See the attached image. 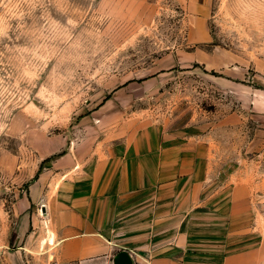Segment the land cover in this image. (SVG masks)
Returning a JSON list of instances; mask_svg holds the SVG:
<instances>
[{"label": "rangeland", "instance_id": "374dc122", "mask_svg": "<svg viewBox=\"0 0 264 264\" xmlns=\"http://www.w3.org/2000/svg\"><path fill=\"white\" fill-rule=\"evenodd\" d=\"M209 2L200 31L210 37L194 43L195 21L174 0H0L2 235L26 224L27 211L16 212L14 203L41 173L50 177L46 188L62 187L56 173L93 174L98 146L131 145L146 133L166 139L201 125L217 136L219 120L238 110L240 145L216 149L220 163L211 165L200 203L190 207L174 193L130 198V207L143 209L123 234L145 237V262L174 253L182 264H219L224 253L264 248V205L255 188L264 175V112L248 99L264 101V0ZM39 206L44 252L52 245H43L48 229Z\"/></svg>", "mask_w": 264, "mask_h": 264}, {"label": "crops", "instance_id": "0c3cea01", "mask_svg": "<svg viewBox=\"0 0 264 264\" xmlns=\"http://www.w3.org/2000/svg\"><path fill=\"white\" fill-rule=\"evenodd\" d=\"M138 1L149 3L150 0ZM174 1L190 14L188 19L195 21L196 26L189 34L190 38H194L193 42H201L198 38L201 35L204 41L209 39L208 31H200L210 19L209 0ZM248 99L250 105L253 104V110L264 112V101L258 103L256 95H249ZM240 116L238 110L225 114L217 124V136L212 129H204L201 125L200 129L195 127L190 132L169 133L166 139H154L146 133L144 140L131 145L109 150L98 146L93 174H89L88 178L81 174L79 178L75 174L68 177L66 172L56 173L54 179L64 177L62 187L60 183L56 188H46V180L50 177L48 173H41L14 203L16 212L27 211L24 227L16 224L10 237L2 235L0 229V264H115V255L122 248L129 251L133 264H182L174 253L155 255L144 261L142 253L146 247L143 249L142 246L148 243L145 237L140 238L137 231L132 235L138 237L129 240L130 234H123L129 229L128 222H125L132 218L134 212L143 209L140 203L130 207V198H137L146 192L157 197L174 193V196H181L190 203V207L194 202L195 205L200 203V188H204L207 180L211 179L210 167L220 163V153L216 149L226 146L238 148L240 145ZM260 120L264 125V113ZM230 177L231 180H238V175L234 177L233 173ZM251 179L244 178L247 182ZM235 186L238 188V184H234L231 191L233 211L239 210V207L236 208L239 196L234 194ZM255 188L259 191L260 205H264V175L256 181ZM37 202H41L39 209L44 212L48 229L43 245H52L44 252L38 249L40 238L45 236V227L39 225L41 213L34 208ZM160 221L154 220L153 224L160 226ZM32 222L39 227L31 230ZM171 222H168V227H177V223ZM9 229L11 231V225ZM12 241L16 242V246H2ZM118 244L125 246L119 249L116 247ZM263 261L264 248L256 244L224 253L219 264H261Z\"/></svg>", "mask_w": 264, "mask_h": 264}, {"label": "water", "instance_id": "95a60500", "mask_svg": "<svg viewBox=\"0 0 264 264\" xmlns=\"http://www.w3.org/2000/svg\"><path fill=\"white\" fill-rule=\"evenodd\" d=\"M115 264H133V260L128 250L121 249L114 258Z\"/></svg>", "mask_w": 264, "mask_h": 264}]
</instances>
